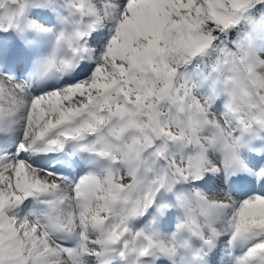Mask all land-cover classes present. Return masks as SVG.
Segmentation results:
<instances>
[{"label":"snow or ice","instance_id":"1","mask_svg":"<svg viewBox=\"0 0 264 264\" xmlns=\"http://www.w3.org/2000/svg\"><path fill=\"white\" fill-rule=\"evenodd\" d=\"M0 264H264V0H0Z\"/></svg>","mask_w":264,"mask_h":264}]
</instances>
